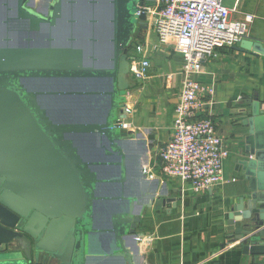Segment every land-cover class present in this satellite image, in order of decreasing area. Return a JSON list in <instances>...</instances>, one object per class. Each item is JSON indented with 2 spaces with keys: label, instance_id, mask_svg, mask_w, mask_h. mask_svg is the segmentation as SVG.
Masks as SVG:
<instances>
[{
  "label": "water",
  "instance_id": "obj_1",
  "mask_svg": "<svg viewBox=\"0 0 264 264\" xmlns=\"http://www.w3.org/2000/svg\"><path fill=\"white\" fill-rule=\"evenodd\" d=\"M40 1L0 0V264H142L139 227L168 189L145 174L152 144L114 122L127 120L148 2ZM241 49L264 57L259 42ZM260 107L242 163L251 193L229 221L252 264H264Z\"/></svg>",
  "mask_w": 264,
  "mask_h": 264
},
{
  "label": "crops",
  "instance_id": "obj_2",
  "mask_svg": "<svg viewBox=\"0 0 264 264\" xmlns=\"http://www.w3.org/2000/svg\"><path fill=\"white\" fill-rule=\"evenodd\" d=\"M153 1L147 0L148 4ZM224 5L231 11V21H244L247 16L253 21L241 43L205 59L202 71L195 76L214 88L210 117L229 151L224 182L211 190L194 193L188 183L160 170L159 150L172 137L184 59L170 44L159 46L158 36L148 26L140 34L138 44L145 43L144 56L151 68L149 79L129 90L137 117L129 123L128 131L140 132L152 144L146 176L168 189L166 202L146 210L139 227L142 264H252L244 256L241 242L235 240V231H229V221L240 200L251 193L242 163L253 158L247 152L251 131L247 122L254 103L258 102L264 113V57L241 49L247 41L264 47V0H224Z\"/></svg>",
  "mask_w": 264,
  "mask_h": 264
},
{
  "label": "built area",
  "instance_id": "obj_3",
  "mask_svg": "<svg viewBox=\"0 0 264 264\" xmlns=\"http://www.w3.org/2000/svg\"><path fill=\"white\" fill-rule=\"evenodd\" d=\"M143 12L147 26L158 36L159 46L170 44L184 59L172 137L159 150L160 170L167 177L188 183L194 193L211 190L224 182V162L229 151L210 117L214 88L195 76L202 71L205 59L235 47L247 37L253 17L231 21V11L224 0H154L137 14ZM145 53L146 45L141 43L128 57L131 85L135 87L149 79L151 63ZM129 98L128 91L122 106L127 118L133 112ZM118 124L124 131L131 127L126 120H118ZM145 174H149L148 170Z\"/></svg>",
  "mask_w": 264,
  "mask_h": 264
},
{
  "label": "rangeland",
  "instance_id": "obj_4",
  "mask_svg": "<svg viewBox=\"0 0 264 264\" xmlns=\"http://www.w3.org/2000/svg\"><path fill=\"white\" fill-rule=\"evenodd\" d=\"M40 1V0H39ZM41 3L40 4H42L43 3V1L41 0L40 1ZM152 29V28H151ZM154 31V30H153ZM154 33H155V31H154ZM153 34V33H152ZM156 34V33H155ZM157 35V34H156ZM153 37V39H154V35L152 36ZM158 38V37H157ZM156 42H157V40H156ZM159 42V41H158ZM137 87V86H136ZM136 87H134V88H136ZM136 90V89H135ZM132 92V91H131ZM129 103L131 104V105H134V99H133V95L131 94V96H130V98H129ZM132 114H133V112H132ZM132 114H130L129 115V117L127 118V120H126V122H128V123H130V122H134V119H136V115H134L133 114V116H132Z\"/></svg>",
  "mask_w": 264,
  "mask_h": 264
},
{
  "label": "trees",
  "instance_id": "obj_5",
  "mask_svg": "<svg viewBox=\"0 0 264 264\" xmlns=\"http://www.w3.org/2000/svg\"><path fill=\"white\" fill-rule=\"evenodd\" d=\"M139 39H140V38H137V37H136V38H135V41L132 42V43L130 44L129 49H131V51H130V52L128 51V57L131 55V53L133 52V50L136 48V46H137L138 43L140 42ZM132 87H133V85H131L130 88H132Z\"/></svg>",
  "mask_w": 264,
  "mask_h": 264
},
{
  "label": "flooded vegetation",
  "instance_id": "obj_6",
  "mask_svg": "<svg viewBox=\"0 0 264 264\" xmlns=\"http://www.w3.org/2000/svg\"><path fill=\"white\" fill-rule=\"evenodd\" d=\"M42 1H43V0H42ZM40 3H41V2H40ZM135 38H136V36H134V38H133L134 40H133L132 42L135 41ZM129 47H130V46H129ZM129 47H128V51L130 52L131 49H129ZM129 90H130V89H129ZM120 106H122V104H121ZM121 109H122V107H120V110H121ZM116 122H118V119L114 122V124H117ZM75 141L78 142V143H80V142L82 141V139H80L79 136H76V137H75ZM103 215H104V214H103Z\"/></svg>",
  "mask_w": 264,
  "mask_h": 264
}]
</instances>
